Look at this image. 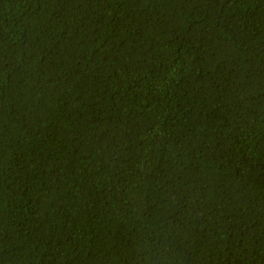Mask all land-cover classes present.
Wrapping results in <instances>:
<instances>
[{
	"label": "trees",
	"instance_id": "trees-1",
	"mask_svg": "<svg viewBox=\"0 0 264 264\" xmlns=\"http://www.w3.org/2000/svg\"><path fill=\"white\" fill-rule=\"evenodd\" d=\"M0 264H264V0H0Z\"/></svg>",
	"mask_w": 264,
	"mask_h": 264
}]
</instances>
